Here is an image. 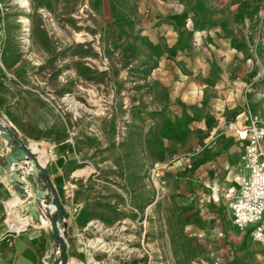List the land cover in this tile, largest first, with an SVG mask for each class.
<instances>
[{
  "label": "rangeland",
  "instance_id": "374dc122",
  "mask_svg": "<svg viewBox=\"0 0 264 264\" xmlns=\"http://www.w3.org/2000/svg\"><path fill=\"white\" fill-rule=\"evenodd\" d=\"M27 2L0 0V58L69 133L88 264H264L228 203L188 185L209 144L264 128V0Z\"/></svg>",
  "mask_w": 264,
  "mask_h": 264
},
{
  "label": "crops",
  "instance_id": "0c3cea01",
  "mask_svg": "<svg viewBox=\"0 0 264 264\" xmlns=\"http://www.w3.org/2000/svg\"><path fill=\"white\" fill-rule=\"evenodd\" d=\"M5 59L0 58V121L15 132L14 140L27 144L32 152L37 154L41 164L63 155L65 162L57 173L49 169L50 181L40 173L45 192L51 197L57 192L64 206L66 235L73 243L74 255L66 264H88L85 251L79 247V232L84 217V209L76 215L70 210L74 202H82L81 191L74 190L72 198L66 197L70 178L74 172L70 170V140L64 127L60 112L55 105L46 100L37 91H28L9 81L6 76ZM245 141L238 135L222 137L217 143L209 144L199 155L195 166V178L188 180L189 188L205 197L209 194L217 198V205L228 203L229 215L233 220L230 202L240 190V180L236 177L249 174V168L244 159ZM10 142L0 134V193L7 196V217L0 226V264H17L20 250L17 240L51 264L55 252L59 251L46 222L32 217L28 209H23V200L17 196V191L7 182L8 173L4 162L10 149ZM28 173L27 168L24 171ZM56 191V192H55ZM83 203V202H82ZM41 215V214H40ZM43 215V214H42ZM41 218V217H40ZM234 221V220H233ZM248 230V229H247ZM264 242V241H263Z\"/></svg>",
  "mask_w": 264,
  "mask_h": 264
},
{
  "label": "water",
  "instance_id": "95a60500",
  "mask_svg": "<svg viewBox=\"0 0 264 264\" xmlns=\"http://www.w3.org/2000/svg\"><path fill=\"white\" fill-rule=\"evenodd\" d=\"M0 134L9 140L11 146V151L7 153L4 162L5 170L8 173L7 182L17 191L19 199L23 200V209H28L32 217L37 220L41 219V216L47 219L48 228L59 247V251L55 252L51 264H66L74 252L72 251L73 243L66 235L65 226L62 225L66 215L64 206L56 191L54 197L45 192L44 184L40 178L42 172L51 184L49 169L53 173H57L63 166L65 157L57 155L55 159L47 161L43 165L40 163L37 154L33 153L27 144L14 140L16 139L14 130L1 121ZM26 168L28 173L24 172ZM61 227H64V230ZM17 244L21 253L17 259V264L43 263L44 259L21 240H17Z\"/></svg>",
  "mask_w": 264,
  "mask_h": 264
},
{
  "label": "built area",
  "instance_id": "2783aa9c",
  "mask_svg": "<svg viewBox=\"0 0 264 264\" xmlns=\"http://www.w3.org/2000/svg\"><path fill=\"white\" fill-rule=\"evenodd\" d=\"M239 137L245 141L244 159L249 174L238 176L241 186L238 194L231 200L230 208L234 223L247 228L256 240L264 241V150L261 140L264 128L252 125L237 128ZM41 219L47 222L44 216ZM64 230V227H61ZM46 264H49L46 261Z\"/></svg>",
  "mask_w": 264,
  "mask_h": 264
},
{
  "label": "bare ground",
  "instance_id": "6f19581e",
  "mask_svg": "<svg viewBox=\"0 0 264 264\" xmlns=\"http://www.w3.org/2000/svg\"><path fill=\"white\" fill-rule=\"evenodd\" d=\"M17 1H20L22 3H27L28 4L27 0H17ZM23 20L25 22L26 29L29 31V19H28V17H25Z\"/></svg>",
  "mask_w": 264,
  "mask_h": 264
}]
</instances>
